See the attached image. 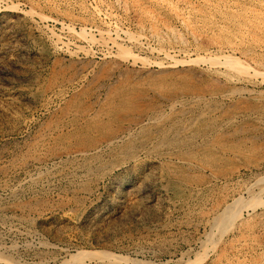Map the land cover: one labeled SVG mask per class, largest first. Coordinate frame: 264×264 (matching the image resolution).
I'll return each instance as SVG.
<instances>
[{
	"label": "rangeland",
	"instance_id": "374dc122",
	"mask_svg": "<svg viewBox=\"0 0 264 264\" xmlns=\"http://www.w3.org/2000/svg\"><path fill=\"white\" fill-rule=\"evenodd\" d=\"M78 253L264 264V0H0V264Z\"/></svg>",
	"mask_w": 264,
	"mask_h": 264
},
{
	"label": "bare ground",
	"instance_id": "6f19581e",
	"mask_svg": "<svg viewBox=\"0 0 264 264\" xmlns=\"http://www.w3.org/2000/svg\"><path fill=\"white\" fill-rule=\"evenodd\" d=\"M69 139V138H68ZM219 215V214H218ZM220 219V218H219ZM218 219V223L219 224H221V222H222V220L220 219L219 220ZM74 259V263L76 262V264H84L83 263V260H85V259H88V260H91L93 257L91 256V255H89V254H86V253H78L77 255H75L74 257H73ZM223 258V257H222ZM97 261V260H96Z\"/></svg>",
	"mask_w": 264,
	"mask_h": 264
}]
</instances>
